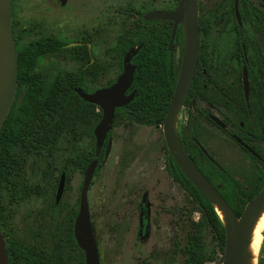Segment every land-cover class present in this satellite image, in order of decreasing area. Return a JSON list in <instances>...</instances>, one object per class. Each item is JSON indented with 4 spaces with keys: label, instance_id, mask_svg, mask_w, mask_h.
<instances>
[{
    "label": "rangeland",
    "instance_id": "obj_1",
    "mask_svg": "<svg viewBox=\"0 0 264 264\" xmlns=\"http://www.w3.org/2000/svg\"><path fill=\"white\" fill-rule=\"evenodd\" d=\"M55 0H12V31L16 49L38 37L64 35L70 40L85 38L91 43L92 57L108 64L99 78L91 82L86 76L83 88L88 92L104 87L121 72L113 51L122 33L137 23V11L174 7L177 0H67L60 8ZM66 1V2H67ZM254 4L258 0H252ZM211 0H199L203 8ZM56 5V6H55ZM72 51L45 57L35 69L43 75L45 91L57 72L77 73L79 63ZM115 55V56H114ZM233 74L231 80L239 83ZM184 113H178L174 124L177 136L187 140ZM97 121L90 120L77 129L67 127L52 149L37 159L29 158L24 177L39 186L33 194L13 206V215L1 231L35 246L45 243L62 216L78 207L83 170L73 166L70 158L89 153L93 139L89 131ZM184 129L180 132V130ZM197 136L209 153L228 173L241 181L249 160L222 132L207 122L201 123ZM108 135L111 149L106 161L94 175L88 190L90 217L97 241L100 264H183L182 249L193 223L198 220L197 206L176 184L165 169L167 151L162 125L144 126L133 123L121 112L114 117ZM51 165L49 182L44 166ZM64 169L65 181L58 210L53 209L58 177ZM147 200L149 230L144 240L138 238V206ZM204 264H221L222 249L208 228L201 230ZM212 257V258H211ZM264 264V238L257 263Z\"/></svg>",
    "mask_w": 264,
    "mask_h": 264
},
{
    "label": "trees",
    "instance_id": "obj_2",
    "mask_svg": "<svg viewBox=\"0 0 264 264\" xmlns=\"http://www.w3.org/2000/svg\"><path fill=\"white\" fill-rule=\"evenodd\" d=\"M232 2L230 0L228 6L230 9H232ZM238 2L241 8H246V0H238ZM139 20L142 24L127 28L119 37L113 50L116 53V57L113 58H115L119 70L122 71V57L125 52L131 47L141 45V48L131 60L136 66L133 82L129 89V92L134 91V98L127 105L116 108L114 117L123 112L131 122L138 125H160L164 121L174 91L178 65H172V55L167 50L169 29L160 33L161 36L157 33L156 37H151V40H149L143 28L144 19L140 16ZM203 22L202 16L200 17L201 29H203ZM254 25L258 27L256 20H254ZM14 27L15 23L12 22V31ZM183 35L184 32L179 30L177 37L181 45H184ZM153 45H159V50L161 49L163 53L161 57L151 53ZM47 47L48 43L41 49L46 50ZM39 49H17L19 73L16 95L0 133V231L1 227L13 215L14 205L33 194L39 193V186L30 180L27 181L24 177V167L27 160L29 158L37 159L44 151H50L67 127H70V130H75L90 120L98 122L101 117V111L97 110L98 108L94 104L84 102L79 98L74 88L82 87L80 78L83 74L96 79L99 72H104L109 65L94 61L89 62L90 58L85 46L72 47L73 55L75 54L74 58L80 62V67L77 73H70V88L64 89L61 79H56L45 94L37 95L39 90L37 89V79L28 78L25 70L33 65ZM183 49L180 48V56L183 54ZM154 51L157 52L158 47L154 48ZM148 57L152 59L150 71H148ZM261 59V76L264 83V55ZM116 77L105 86L111 85ZM22 81L26 84V89L20 96ZM193 84L194 81L189 93L194 87ZM240 97L242 98V96ZM261 97L263 102L257 105V107H260L257 115L261 126L256 135L258 139L264 140V126L262 125L264 123V93ZM251 99L252 97L249 95L250 106L253 105ZM246 129L249 131L247 125H245V132H247ZM89 135L94 139L93 128L89 131ZM244 140L247 141L249 138H244ZM190 150L189 155L200 171L217 189L237 216H240L245 204L264 186V154H262L261 166L255 163L256 159L252 155L248 154L253 160V165L248 171L242 173L245 178L242 183L238 178L228 173L226 169H219L208 161L193 142H191ZM197 157L201 158L204 164L198 163L196 161ZM93 158L92 149L89 153L82 152L70 158V163L84 171ZM50 170L51 165L48 163L44 166L43 176L47 182H49ZM98 171L97 168L94 175ZM166 171L186 192L199 212V218L193 223V229L188 234L182 249L183 264H204L201 230L208 228L222 249L225 241V228L213 205L192 185L172 158L166 163ZM61 172L65 173V179L68 182L69 177L65 170L62 169ZM78 202L79 198L77 204ZM53 209L57 211L58 206L54 204ZM77 210L78 207L73 209L70 214L62 216L60 221H57L56 230L51 232L46 241L55 244V247L48 253L47 249L34 247L1 231L6 241L8 264H70L66 261L67 258H77L75 264H85L84 254L78 248L73 237V222Z\"/></svg>",
    "mask_w": 264,
    "mask_h": 264
},
{
    "label": "flooded vegetation",
    "instance_id": "obj_3",
    "mask_svg": "<svg viewBox=\"0 0 264 264\" xmlns=\"http://www.w3.org/2000/svg\"><path fill=\"white\" fill-rule=\"evenodd\" d=\"M66 1L67 0H55L53 1V4L57 3L58 5H56L60 8H66L69 4L68 1ZM232 1V9H230L228 8L230 0H211V3L209 5H205L203 8L199 5L198 0V18L200 32L199 52L191 83L182 101V105L178 111L180 116L184 113L186 120L185 126H188L186 129L188 138L186 140L184 138L185 136L181 134L178 136V138L188 155L191 148V142H193L194 145L198 147L202 153L203 151L201 150L200 146L204 148L207 154L213 159V161H210L208 157L203 153L204 157L208 161L213 163L219 169H225L218 163V161H216V159H214V157L209 153L204 144L200 141L201 139L197 136V131H199V128H201V123L207 122L212 127H215L220 132H222L242 151V153L250 162L246 170L248 171V169H250V167L253 165V160L249 157L248 154L252 155L256 159L255 163H257L259 166H261L262 154H264V140L258 139L256 135V132L260 130L261 126V122L257 115V111L260 109V107H257V105H260L263 102V98L261 97V95L262 93H264V83L262 82L261 76V57L262 55H264V0H258L257 4H254L252 0H246V8H241L239 6L238 0ZM177 3L178 0L173 8L160 7L150 11L147 10L145 14H141L137 11L138 20L135 21L137 23H134V25L132 24V26H135L136 24H142L139 20V17L141 16L144 19V16L149 12L173 11L176 8ZM235 4L239 20H237L236 18L234 8ZM202 16L204 19V22L202 23L203 29L200 28V17ZM254 20L257 21L258 27H255ZM144 21V32L149 40H151V37H156L157 33L159 36H161L160 33H163L166 29H169L167 50L170 51L172 55V65H178V76L183 56V54L180 56L179 52L180 48H184V45H181L177 35L179 30L181 32H184L183 25H177L172 45H170L169 40L173 28V23L171 20L144 19ZM182 38L184 40V35ZM46 43H48L47 49H41ZM75 46H85L90 58L89 62L94 61L92 57L91 43L85 38L70 40L64 35L54 34L46 37H38L37 39L33 40L31 44L23 48H19H40L38 50V56L35 58L33 65L30 68H26L25 70L28 78L32 77L37 79V89H39L37 95L45 94L52 85L53 81L56 79H61L62 87L64 89L70 88V71H65L62 73L57 72L48 89L45 91V88L43 86V75L35 69L37 68L41 60H43L45 57L53 54L72 51L71 48ZM156 47H158L157 52L154 51V48ZM152 48V51L150 50L151 53H155L158 57L162 56L163 53L161 52V49L159 50V45H153ZM182 51L184 53V49ZM74 55L72 53V58L76 61ZM148 59V71H150L152 59L151 57H148ZM76 62L80 65V62ZM244 67L246 69L248 79L247 98L244 95L242 85V70ZM248 69H250V72L248 71ZM18 73L19 71L17 64V77ZM101 73L102 72L100 71L96 76V79H93L90 76L89 80L91 82L96 81ZM236 73L237 76L235 79L239 83L231 80L232 75ZM85 77V74H83V76L80 78L82 87L79 89H82L87 93H91L98 89L96 88L91 92H88L86 89H84L83 83ZM193 81L194 87L189 93V89ZM21 87L22 91H20V96H22L23 91L26 89V84L23 81L21 82ZM75 89L78 88L75 87L74 90ZM127 93H129V90L127 91ZM236 95H238V97H236ZM239 95L242 96V98ZM249 95L252 97V106H250L249 104ZM97 110L100 109L98 108ZM217 121H219L220 124L223 125V127L218 125ZM245 125H247V127L249 128V131L246 129L247 132H245ZM262 125L264 126V123ZM183 129L184 127H182L180 132ZM107 136L110 137L109 135ZM244 138H249L250 141L247 140L249 141L247 142L244 140ZM93 141L94 142L92 149L94 158L92 160H98L97 168L99 169V167L103 164L104 148L106 146L107 139L104 141V144L99 150L97 156L95 155V137ZM166 151L168 153L167 148ZM171 158L172 157L168 153L165 160V169L167 161ZM196 161L198 163L204 164V161L201 158L197 157ZM244 180L245 178L244 176H242L241 182L243 183ZM175 183L178 184L177 182ZM137 229L139 240H144L145 235L149 230V210L146 199L143 200L138 206ZM34 247L47 249L48 253L55 247V244L50 242L37 243ZM76 259L77 258H67L66 261L70 264H75Z\"/></svg>",
    "mask_w": 264,
    "mask_h": 264
},
{
    "label": "water",
    "instance_id": "obj_4",
    "mask_svg": "<svg viewBox=\"0 0 264 264\" xmlns=\"http://www.w3.org/2000/svg\"><path fill=\"white\" fill-rule=\"evenodd\" d=\"M12 0H0V133L13 104L17 86V51L12 34ZM237 20L239 16L234 6ZM144 19L171 20L173 28L169 43L175 35L178 24L184 29V53L174 91L162 123L163 137L169 155L192 185L214 206L226 215L221 222L225 228V241L221 264H241L246 248L248 233L256 212L264 204V186L244 206L240 216L230 207L212 183L198 169L180 143L174 124L182 101L191 83L200 46L198 0H178L173 11H152ZM141 45L129 48L122 57V71L109 86L98 88L91 93L75 89L83 101L96 105L101 110V117L93 129L95 137V155L107 139L104 148L103 163L111 148L108 132L112 128L116 108L123 107L132 101L134 91L127 93L133 82L136 66L131 63ZM242 85L247 98L248 79L245 67L242 70ZM218 125L222 126L219 121ZM210 161L213 159L200 146ZM98 160H92L83 172V181L79 193L78 210L73 222V237L79 249L84 253L85 264H100L98 246L90 217L88 190L91 179L97 168ZM65 173L59 176L55 191L54 204L57 205L63 195ZM0 264H8L6 241L0 231Z\"/></svg>",
    "mask_w": 264,
    "mask_h": 264
},
{
    "label": "bare ground",
    "instance_id": "obj_5",
    "mask_svg": "<svg viewBox=\"0 0 264 264\" xmlns=\"http://www.w3.org/2000/svg\"><path fill=\"white\" fill-rule=\"evenodd\" d=\"M214 210L217 216L224 221L226 215L214 204ZM264 238V204L256 212L250 225L244 257L241 264H256L259 248Z\"/></svg>",
    "mask_w": 264,
    "mask_h": 264
}]
</instances>
